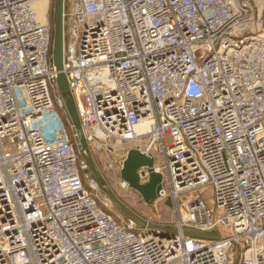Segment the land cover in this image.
I'll return each instance as SVG.
<instances>
[{"label":"built area","instance_id":"obj_1","mask_svg":"<svg viewBox=\"0 0 264 264\" xmlns=\"http://www.w3.org/2000/svg\"><path fill=\"white\" fill-rule=\"evenodd\" d=\"M33 1L0 0V264H264V0H64L86 151L154 159L156 229L84 179Z\"/></svg>","mask_w":264,"mask_h":264},{"label":"water","instance_id":"obj_2","mask_svg":"<svg viewBox=\"0 0 264 264\" xmlns=\"http://www.w3.org/2000/svg\"><path fill=\"white\" fill-rule=\"evenodd\" d=\"M64 0H54L53 9V43H52V57L53 65L58 72L56 78V85L59 96L63 102V110L65 116L69 120L73 132L78 135L77 143L81 149V154L84 159L90 163L87 156V142L81 133V121L77 114V106L71 95L65 75L61 73L63 67V46H64V26H63ZM72 52V50H71ZM154 159L147 157L137 149H130L125 155V159L121 165L120 178L125 181L129 188L139 194L146 205L153 204L159 198V192L162 189V175L154 170ZM141 167H147L149 171V180L145 184H140L137 177V170ZM103 192L111 199L115 208L120 212L121 216L134 220L140 227L156 229L157 225L149 224L141 216L129 210L121 199L110 189L102 186L101 180L98 179ZM172 233H175L173 230ZM185 236L203 240L218 239L217 233H195L185 232Z\"/></svg>","mask_w":264,"mask_h":264},{"label":"rangeland","instance_id":"obj_3","mask_svg":"<svg viewBox=\"0 0 264 264\" xmlns=\"http://www.w3.org/2000/svg\"><path fill=\"white\" fill-rule=\"evenodd\" d=\"M53 3L54 0H34L33 8L37 17L40 21L45 19L49 24L52 25L53 19ZM53 26V25H52ZM65 115V113H64ZM131 144H123L121 149L130 147ZM155 164H161V158L157 153V149L154 150ZM90 161L88 168L84 169V179L87 177H97L102 182L104 188L112 190L124 203V205L133 211L135 214L142 218H149L152 221L159 223L169 222L173 219L171 202L169 199H158L151 205H146L139 194L134 190L130 189L123 191L119 187L120 170H121V156L120 153L107 154L105 151L94 152L92 154L87 153ZM81 165H83L84 157L81 159ZM86 161V160H85ZM101 187V186H100ZM103 192V190L100 188ZM114 212L120 217V212L114 206ZM125 218V217H124Z\"/></svg>","mask_w":264,"mask_h":264},{"label":"bare ground","instance_id":"obj_4","mask_svg":"<svg viewBox=\"0 0 264 264\" xmlns=\"http://www.w3.org/2000/svg\"><path fill=\"white\" fill-rule=\"evenodd\" d=\"M41 1V0H40ZM146 128V126H143V127H139L138 129L139 130H144Z\"/></svg>","mask_w":264,"mask_h":264},{"label":"trees","instance_id":"obj_5","mask_svg":"<svg viewBox=\"0 0 264 264\" xmlns=\"http://www.w3.org/2000/svg\"><path fill=\"white\" fill-rule=\"evenodd\" d=\"M53 9H54V3H53ZM52 25H53V19H52Z\"/></svg>","mask_w":264,"mask_h":264}]
</instances>
